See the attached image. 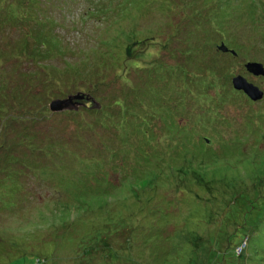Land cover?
Returning a JSON list of instances; mask_svg holds the SVG:
<instances>
[{"label":"rangeland","instance_id":"374dc122","mask_svg":"<svg viewBox=\"0 0 264 264\" xmlns=\"http://www.w3.org/2000/svg\"><path fill=\"white\" fill-rule=\"evenodd\" d=\"M101 1L0 0V264H264V74L245 67H264V0H137L128 16L119 0ZM28 34L54 37L41 60L54 69L20 54ZM236 76L262 97L247 100ZM76 91L94 98L45 110ZM31 113L18 139L25 127L10 119ZM184 160L221 192L184 204L189 187L201 194L176 174ZM247 203L243 226L234 217ZM126 213L134 232L116 256L99 241Z\"/></svg>","mask_w":264,"mask_h":264},{"label":"trees","instance_id":"16d2710c","mask_svg":"<svg viewBox=\"0 0 264 264\" xmlns=\"http://www.w3.org/2000/svg\"><path fill=\"white\" fill-rule=\"evenodd\" d=\"M23 2H25L26 4H29V3H33L35 0H22ZM103 2H104V0H102ZM100 2V3H103V2ZM117 0H115V2H116ZM134 1V2H133ZM191 1V0H190ZM118 3H120V4H122L121 6H119L120 8H123V7H125V12H123V15H130V14H132V13H134V12H137L136 10L134 11V10H132V8H134V7H136L135 5H136V3H137V0H125V1H123V0H119V1H117ZM148 3V1L147 0H144V5L146 4V3ZM183 4H184V2H183ZM138 7V6H137ZM135 9V8H134ZM12 11V10H11ZM13 13L10 15L11 16V18H18V19H20V14L18 13V14H15L14 15V11H12ZM208 15V14H207ZM15 16V17H14ZM208 17H209V21L210 22H213V21H216V19H217V17H215V16H210V15H208ZM220 22V21H219ZM38 23V22H37ZM25 35H26V33H25ZM28 37H30V39L31 40H29L30 41V43H27V41H26V39H22V40H18V45H19V47H20V54H22V53H24V54H26V56L28 57V58H30V59H32V63L34 64V65H36V67H38V68H47V69H54V65L53 64H45V63H43L41 60L44 58H47L50 54L52 55L53 53H51V51H52V49H54L55 48V46H56V40L54 39V37H52V36H50V37H47V38H45V37H43V38H39V37H37V36H34V35H32V34H28ZM134 42H135V45H136V47H137V45L139 44V43H145V39H140V38H138L137 40H134ZM133 43V42H132ZM131 43V44H132ZM222 43V42H221ZM131 44H128V43H126V45L124 46V48H123V53H124V58H123V60H127V58H126V56H129V55H131V51H129V49H130V46H131ZM224 46H225V44H223ZM226 47V46H225ZM144 48V47H143ZM46 49V50H45ZM219 50H221V49H219ZM222 52H224V53H230L232 56H235L237 53H236V51L234 50V49H232V48H227V50L226 51H223V50H221ZM157 55V54H156ZM156 55H154V57H156ZM39 57H41V58H39ZM49 67V68H48ZM33 73V71H27V72H24L23 74H22V76L24 77V78H26V75L27 74H32ZM233 87V86H232ZM234 88V87H233ZM235 89V88H234ZM22 91H26V90H22ZM235 91V90H234ZM11 92H13V91H11ZM14 92H15V88H14ZM76 93H78V94H83V97H85V99H87V100H89V102L91 101L89 98H91V96H93V95H88V94H86V93H83V91H76V92H74V93H70V94H67V95H65V96H63V97H56V98H51V99H49V101H48V103L46 104V111L48 112V113H54L55 111H51V110H49V108H48V104H49V102L50 101H52V100H60V99H65L66 97H68V96H71V95H74V94H76ZM221 97V96H220ZM246 97V99L247 100H249V97H247V96H245ZM0 98H2V94H0ZM4 98V97H3ZM93 98H94V96H93ZM221 99H222V97H221ZM99 102V101H98ZM217 101L216 100H214V99H212V100H210L209 101V105H208V107L209 108H212L215 112H216V107L218 106L217 105ZM101 104L99 105V106H97L96 107V109H101ZM77 107V106H76ZM93 107V106H92ZM0 110H2L1 109V104H0ZM45 110H44V113H45ZM48 113H45V114H48ZM57 113V112H56ZM56 113H54V114H56ZM34 119H36V116H33V113H31L30 114V120H24V119H13V118H11L10 119V121L12 122V124L14 125V126H24L25 127V129L22 131V132H20L19 134H14L18 139H20L21 138V136H23V137H26L27 136V131H28V129H27V126H26V124H25V122H33V120ZM1 126V125H0ZM4 133H5V131H4V129L2 130V128L0 127V148L2 149V148H5V146H3V142H4V140H3V135H4ZM145 134H146V136H147V141H148V145L149 146H153V147H156V143H154V141L156 140V141H158L157 139H156V137H154V138H151L149 135H148V133L147 132H145ZM180 135H184V138H189V137H191V136H197V135H192V134H189V133H187V132H184V133H181ZM198 138L197 139H199L201 136H197ZM205 137H207V136H205L204 134L202 135V137H201V140H203L202 142L205 144H207L208 146H210L211 147V149H213V141H209L208 139H206ZM149 138H151V139H149ZM163 143H165L164 142V140H163ZM153 147H150V148H153ZM179 147H183V145H179ZM168 150V149H167ZM189 150L190 149H187V148H184V152H189ZM213 150H215V149H213ZM199 152V151H198ZM7 154V153H6ZM185 154V153H184ZM211 155L213 154V153H210ZM168 155V154H167ZM192 155H194L195 156V154L193 153ZM10 156H11V153H10ZM154 158H157V157H160V153H159V155H157V156H153ZM145 158H150V156H148V157H145ZM151 159V158H150ZM195 160H196V158H194ZM194 159H191V160H194ZM185 161L186 160H184V163H182V161H180L181 163L179 164V165H175L176 166V170H178L179 171V173H176L177 175H179V177H181L180 178V180L181 179H183V178H185V176L186 177H189L190 178V180L193 182H195L196 180L198 181V182H196V185H197V187H196V189H201V194H199V193H197V191L195 190V189H193V190H191L190 189V187H189V189H187L186 191L188 192L185 196H183V198H181V199H185L184 200V204H186V200H187V198L188 199H190L191 198V196H189L188 194L189 193H191L192 194V192L194 193V194H192V197H194L193 195H195L196 197L198 196V201H202L201 199H199V197L201 196V195H206V194H210V195H212V194H215V193H220L221 192V190H219L220 188H219V186L218 187H216L215 185H216V181H213V179L210 177V178H207L206 177V173L207 172H205V173H203V172H200V171H197V170H195V168H194V166H192L193 164H192V162L189 160L188 162H186L185 163ZM155 163H154V160L152 159V161L151 162H149L148 163V165H149V167L151 168V166L152 165H154ZM166 167L167 168H169L167 165H166ZM181 167V168H180ZM158 169V168H157ZM149 170H153V169H149ZM148 170V171H149ZM169 170V169H168ZM158 171H159V169H158ZM157 171V172H158ZM154 172L155 173H157L155 170H154ZM162 172V170L159 172V173H157V174H159L160 175V173ZM198 172H200V173H203V174H200V173H198ZM162 174H165V173H162ZM143 175H144V172L143 173H141V174H139V175H137L136 177L137 178H142L143 177ZM161 176H163V175H161ZM161 176L159 177V179L156 181V186H157V183H158V181L160 180V178H161ZM165 177L164 178H166L167 176L166 175H164ZM158 177H156L155 176V178H152V180L151 179H148V184L149 183H151V182H155V181H153V180H156ZM194 179V180H193ZM196 179V180H195ZM163 180V179H162ZM193 182V183H194ZM150 186H152V183L151 184H149ZM191 185V184H190ZM189 185V186H190ZM219 188V189H218ZM197 199H193L192 198V201H191V199H190V206L191 207H193V203H194V201L193 200H197ZM183 204V205H184ZM250 204H252V203H250ZM182 205V206H183ZM185 206V205H184ZM195 207V206H194ZM197 209H199V208H197ZM250 209V210H249ZM255 210L253 209V204L251 205V206H249V203H247V205H246V208L243 210V212L241 213V215H239V216H235L234 218H238L239 220H238V222H241L242 224H243V226H250V224H251V216H252V213L254 212ZM251 213V214H250ZM144 215V213L142 214L141 213V215L140 216H143ZM251 217V218H250ZM128 218H130V219H136L137 217L136 216H133V215H128L127 213L126 214H123V216H122V218L120 219L121 220V222H120V224H119V226L117 225V227L115 228V230H114V232H113V234L112 235H109V237L108 238H106V237H103L99 242H100V245L103 247V248H106V247H108V246H112L114 249H116V256H119L120 254H119V252H124V251H126L127 250V245H126V243H127V234H128V231H131V232H134V229H133V227L132 226H130V228H129V230L127 229V227H126V220L128 219ZM116 220V219H115ZM125 222V223H124ZM124 224V225H123ZM150 226V225H149ZM109 240H110V242L111 243H109ZM120 249V251H117V249ZM123 254V253H122ZM121 254V255H122ZM239 255H241V252L239 253Z\"/></svg>","mask_w":264,"mask_h":264},{"label":"water","instance_id":"95a60500","mask_svg":"<svg viewBox=\"0 0 264 264\" xmlns=\"http://www.w3.org/2000/svg\"><path fill=\"white\" fill-rule=\"evenodd\" d=\"M219 49L226 51L227 48L221 43L219 46ZM246 69L251 72L254 75H263L264 74V67L261 63L259 62H248L245 65ZM232 86L235 89L242 90L251 100H256L260 99L263 95V92L260 91L256 86L253 84L247 82V80L241 76H236L232 78ZM85 99L83 97V94H74L71 96L66 97L65 99H60V100H52L48 104V108L51 111L58 110L59 107H72L76 108L77 104L80 105L82 100ZM87 100V99H85Z\"/></svg>","mask_w":264,"mask_h":264},{"label":"flooded vegetation","instance_id":"af4514ba","mask_svg":"<svg viewBox=\"0 0 264 264\" xmlns=\"http://www.w3.org/2000/svg\"><path fill=\"white\" fill-rule=\"evenodd\" d=\"M261 77H264V75H263V76H261ZM83 101H85V100H83Z\"/></svg>","mask_w":264,"mask_h":264}]
</instances>
